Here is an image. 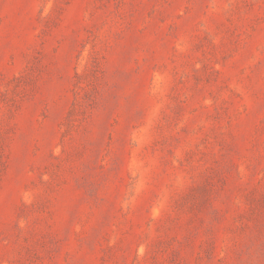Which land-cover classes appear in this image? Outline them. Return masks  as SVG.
<instances>
[{
  "label": "rangeland",
  "instance_id": "obj_1",
  "mask_svg": "<svg viewBox=\"0 0 264 264\" xmlns=\"http://www.w3.org/2000/svg\"><path fill=\"white\" fill-rule=\"evenodd\" d=\"M0 264H264V0H0Z\"/></svg>",
  "mask_w": 264,
  "mask_h": 264
}]
</instances>
